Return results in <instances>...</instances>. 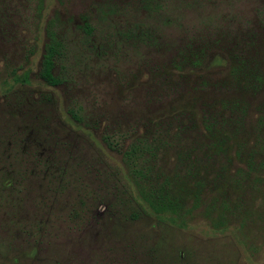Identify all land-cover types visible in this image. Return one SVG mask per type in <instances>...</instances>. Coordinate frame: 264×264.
Returning <instances> with one entry per match:
<instances>
[{
  "label": "rangeland",
  "instance_id": "374dc122",
  "mask_svg": "<svg viewBox=\"0 0 264 264\" xmlns=\"http://www.w3.org/2000/svg\"><path fill=\"white\" fill-rule=\"evenodd\" d=\"M227 30L264 77V0H0V264H264V87L235 82ZM104 133L159 134L154 166L202 178L184 225L139 210Z\"/></svg>",
  "mask_w": 264,
  "mask_h": 264
},
{
  "label": "trees",
  "instance_id": "16d2710c",
  "mask_svg": "<svg viewBox=\"0 0 264 264\" xmlns=\"http://www.w3.org/2000/svg\"><path fill=\"white\" fill-rule=\"evenodd\" d=\"M48 36L49 41L43 47L37 76L44 85L56 87L61 80L53 75L52 70L59 55L60 43L52 33ZM241 39L242 36L239 35V32L227 30V44L230 46L228 49L233 52L231 56L237 61L233 72L236 73L238 78L235 79V82L238 84L239 81H243L245 85L251 84L253 87L262 88L264 87V77L261 76L254 60L256 46L251 39H248L247 44ZM234 49H236L235 52ZM262 56L264 58V47ZM249 60L252 67L248 66ZM199 64V61L196 60L192 62L193 66H199ZM66 113L73 122L85 125L84 117L80 115L78 110L69 106L66 108ZM239 113L242 114L241 109H239ZM206 131L210 135V127H206ZM216 135L218 133L212 134L209 140L218 149L220 145L215 143ZM125 138L126 136L117 133L111 135L104 133L101 136V141L107 149L119 156L125 172L124 174H120L119 170L116 172H119L125 182L124 187L130 198L142 213L153 216L162 222L184 225L182 220L191 216L200 203V190L204 186L202 178L198 184L196 183L193 186L194 191H191L186 187L190 182L188 177L183 176L181 180H177L176 176L166 175L159 167L154 166L156 152L167 145H172L161 138L159 134L150 135V140L144 137L134 139V141L124 146ZM228 139L227 136V141ZM186 157L188 163L195 164L188 155ZM189 200L192 201L191 205L187 203ZM218 220V222H221V218H218ZM212 224L214 225V222Z\"/></svg>",
  "mask_w": 264,
  "mask_h": 264
}]
</instances>
